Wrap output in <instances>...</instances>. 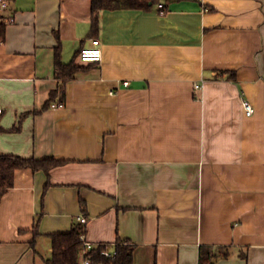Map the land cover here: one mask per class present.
<instances>
[{
    "label": "crops",
    "instance_id": "obj_1",
    "mask_svg": "<svg viewBox=\"0 0 264 264\" xmlns=\"http://www.w3.org/2000/svg\"><path fill=\"white\" fill-rule=\"evenodd\" d=\"M6 14L0 152L63 162L16 170L0 264H46L50 235L81 214L88 241L132 244V264H199L205 246L227 251L213 264H264V0L103 9L94 32L91 0H10ZM93 38L101 61L76 59L64 104L44 108L55 46L68 62Z\"/></svg>",
    "mask_w": 264,
    "mask_h": 264
},
{
    "label": "trees",
    "instance_id": "obj_2",
    "mask_svg": "<svg viewBox=\"0 0 264 264\" xmlns=\"http://www.w3.org/2000/svg\"><path fill=\"white\" fill-rule=\"evenodd\" d=\"M159 0H91V31L94 32L99 27V15L103 9L131 8L149 10ZM208 8V7H207ZM209 9V8H208ZM5 24H0V39L3 38ZM54 76L58 81L57 88L52 90L46 101L44 108L51 107L54 100L59 98L58 103L64 104L65 84L74 74L83 67L76 62L79 60L77 51L75 58L68 62L61 60L60 44L54 49ZM80 61V60H79ZM18 129V126L11 130ZM4 129L0 125V132ZM63 160L53 156L45 158L23 157L15 154H3L0 152V201L2 196L14 185L15 172L17 169L29 168L33 171L42 170L47 175L54 166L62 163ZM82 201V200H81ZM82 201V206L83 205ZM84 231V225L75 222L67 232L53 233L51 237V255L46 259V264H78V252L81 248L80 234ZM36 233V230H34ZM133 245L126 242L117 243L114 246L115 255L107 257L101 254V250L108 248L105 244H99L89 253L91 264H132ZM222 253L227 255V251H215L212 247L200 248L199 264H213L215 258Z\"/></svg>",
    "mask_w": 264,
    "mask_h": 264
},
{
    "label": "built area",
    "instance_id": "obj_3",
    "mask_svg": "<svg viewBox=\"0 0 264 264\" xmlns=\"http://www.w3.org/2000/svg\"><path fill=\"white\" fill-rule=\"evenodd\" d=\"M10 4V0H0V24L11 22L14 20L13 16L10 14H6V10L8 9ZM163 5L159 4V7L161 8ZM205 9H208L205 7ZM1 40V39H0ZM78 58L81 62H100L102 59V48H101V42L99 38H93L91 40V44L88 46H83L79 49ZM124 85L128 84V81H123ZM196 87L199 85L195 84ZM63 103H52V107L62 106ZM242 106L244 109V112L247 116H250L254 113V107L251 104V102L245 98L242 99ZM0 108V113H1ZM77 221L81 223L82 225H85L87 222V218L85 215L81 214L77 216ZM80 240H81V248L78 252V264H91V257H90V251L95 248L97 245L94 243L88 241L85 238L84 231L80 234ZM101 254L111 257L115 255V250L104 248L101 250Z\"/></svg>",
    "mask_w": 264,
    "mask_h": 264
},
{
    "label": "rangeland",
    "instance_id": "obj_4",
    "mask_svg": "<svg viewBox=\"0 0 264 264\" xmlns=\"http://www.w3.org/2000/svg\"><path fill=\"white\" fill-rule=\"evenodd\" d=\"M43 249H46V247H45V248H43Z\"/></svg>",
    "mask_w": 264,
    "mask_h": 264
}]
</instances>
